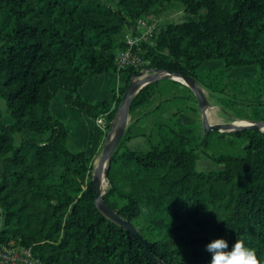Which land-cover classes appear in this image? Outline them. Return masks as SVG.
<instances>
[{
  "label": "trees",
  "instance_id": "obj_1",
  "mask_svg": "<svg viewBox=\"0 0 264 264\" xmlns=\"http://www.w3.org/2000/svg\"><path fill=\"white\" fill-rule=\"evenodd\" d=\"M173 1L185 20L156 28L151 43L134 47L143 52L142 68L203 80L205 62L254 66L256 80L230 86L223 70H209L217 81L206 87L236 89L234 97L252 107L253 121L264 120V0H0V99L11 119L5 123L0 109L1 244L31 248L46 264H209V242L223 238L231 246L238 239L264 264L263 132L191 136L186 128H160L159 142L142 151L127 145L145 136L129 125L110 159L102 198L135 227L146 249L95 207L93 160L69 149V129L51 114L62 92L66 106L92 121L102 118L109 129L127 85L96 101L84 100L79 89L120 73L115 57L127 33L134 35L140 19ZM139 71L124 69L127 82ZM156 83L138 92L129 112ZM25 131L41 138L16 140ZM211 133L244 137L245 145L234 154H212L219 171L197 172L198 150L211 146ZM140 221L160 238L150 240Z\"/></svg>",
  "mask_w": 264,
  "mask_h": 264
},
{
  "label": "rangeland",
  "instance_id": "obj_2",
  "mask_svg": "<svg viewBox=\"0 0 264 264\" xmlns=\"http://www.w3.org/2000/svg\"><path fill=\"white\" fill-rule=\"evenodd\" d=\"M185 17L186 16L182 6L179 3L173 1L169 5L157 7L156 9L151 10L146 16L142 18V21L146 23L147 26H152L154 29H156L163 27L168 23L182 22L185 20ZM135 31L142 32V28H136ZM146 64L147 63H145V65ZM200 70L202 71L201 77H203V80L195 79V82L207 98L208 106L206 108V114L210 112L209 119L207 117L210 124H233L234 122L244 124V122L253 121L255 117L252 114V107L246 106V102L234 97V91H236V89H229V91L225 93L222 91V87L220 86L216 91H213L206 86L211 82L217 81L216 78L212 76L214 74L208 76L209 70L210 73L212 70L215 74H218L219 71L223 70L225 78L224 81L228 80L229 83L227 82V86H230L233 83L237 85L256 80V67L224 68L223 62L221 60H213L205 62L201 66ZM141 72H144L145 75L151 73L149 69L145 68H142L139 71V73ZM120 73V76L115 73H110L112 80L118 78V81L117 79L114 80V82L109 85V88L105 89L108 94L111 93V89L113 87L118 93V89L128 85L130 82L131 79H129L127 82V73H124L123 70H120ZM172 81L173 80L165 79L156 81L157 83L153 82L156 84L151 89V95L143 104L135 107L131 112H129L127 127L134 123L133 125L136 130L138 129L139 131L145 133L144 137H136L131 139L127 143L129 147H139L142 151L147 150L152 144L159 142L160 136L158 135V131L160 128V132L162 133H168L171 129L178 130L179 128H186L190 130L191 136H199L204 134L201 112L198 108L193 93H190L188 90L173 83ZM109 96L110 95H108L107 98H109ZM82 98L84 99V97ZM105 98L106 97H100V99ZM0 109L3 113V121L5 123H10L11 119L4 113L5 103L2 99H0ZM53 109L56 110L54 106L51 109L52 115H54ZM117 121L118 119H115L109 129H104L103 124L98 125L95 121V123L102 129V133L100 134L98 132V128L96 125H94L91 133H87L86 135L81 133L80 125L77 120L75 123L71 124L72 135H76L82 144L81 147H79L80 149L77 151L84 150V148L91 145H96L98 143L95 150L90 154L93 160V166L97 163L104 145L114 134ZM160 125L162 126L160 127ZM20 138L40 139L41 135L25 131L22 134L16 136V140H19ZM208 140L211 146L206 149L205 152L202 150V147L198 150L199 156L195 165V170L197 172L219 171L222 168V165L213 161L211 159V155L222 152L234 154L239 152L240 149L245 145L244 137L226 135L222 138L216 133H211V135L208 137ZM67 144L71 151H76V149H73L71 146L69 139ZM107 189L108 183L106 181L104 193L107 191ZM137 226L142 231H145L147 237L150 240L160 238L158 233L146 229V225L143 221L137 222Z\"/></svg>",
  "mask_w": 264,
  "mask_h": 264
},
{
  "label": "water",
  "instance_id": "obj_3",
  "mask_svg": "<svg viewBox=\"0 0 264 264\" xmlns=\"http://www.w3.org/2000/svg\"><path fill=\"white\" fill-rule=\"evenodd\" d=\"M149 71H151V73L148 75H145L144 72L131 75V80L126 87L119 102L118 108L116 110L115 119H118V121L114 134L104 145L101 155L97 160V165H94L91 179L94 194V205L98 209V211H100V213L104 217L114 222L121 228L125 229L128 233L135 237L146 249L147 246L145 244V241L138 234L135 227L128 221L122 219L115 211L109 208V206L105 204L102 198V196L104 195V191L102 190V178L106 181V173L110 159L113 156L117 145L119 144L120 140L124 135V132L127 127L129 108L133 98L138 94V92L150 83L165 79L173 80L174 77L179 78L183 81L181 84L186 86L195 97L198 108L201 112L204 133H209L211 131H216L219 133H232L241 132L243 130H258L260 132H263L261 129L262 127H264V120L247 121L248 125L244 126H234L232 125V123L212 125L209 123L207 119V114L205 112L208 106L207 98L203 91L197 86L193 77L182 76L181 73H179L178 71L164 72L156 69H149Z\"/></svg>",
  "mask_w": 264,
  "mask_h": 264
},
{
  "label": "built area",
  "instance_id": "obj_4",
  "mask_svg": "<svg viewBox=\"0 0 264 264\" xmlns=\"http://www.w3.org/2000/svg\"><path fill=\"white\" fill-rule=\"evenodd\" d=\"M142 28V32H135L134 35L127 33V45L124 49L119 50L115 57V64L117 70H124L133 68L134 70H141L145 62L142 57L143 52L135 50L134 47L139 43H151L154 28L147 26L146 23L140 19L137 22L136 28ZM98 125L103 124L102 118L96 120ZM0 264H46L40 260L31 250L23 246L15 245L14 243L1 244L0 243Z\"/></svg>",
  "mask_w": 264,
  "mask_h": 264
},
{
  "label": "crops",
  "instance_id": "obj_5",
  "mask_svg": "<svg viewBox=\"0 0 264 264\" xmlns=\"http://www.w3.org/2000/svg\"><path fill=\"white\" fill-rule=\"evenodd\" d=\"M115 74H118L120 76L121 73L117 72ZM118 81V78H116ZM110 77V74L101 75L95 78L90 79L85 85H83L79 89V93L86 101H96V100H102L100 97H106L105 99H109L111 97V93L108 94L107 91H105L106 88H109V85L114 82V80ZM108 86V87H107ZM84 95V96H83ZM109 96V98H107ZM64 93H58L57 96L52 100L51 103V109L54 106L56 110L53 109V117L59 118L60 120H63L66 123L67 128H69L70 134H69V142L73 149H80L81 142L77 138L76 135H72L71 130V124L75 123L77 120L80 125L81 133L83 135H86L87 133H91V130L94 128V125L98 128V132L101 134L102 129L95 123V121L90 120L84 111L79 110L75 107H68L64 104ZM74 133V132H73ZM68 143V142H67ZM98 143L96 145H91L89 147L84 148V151L91 157V152L95 150Z\"/></svg>",
  "mask_w": 264,
  "mask_h": 264
},
{
  "label": "clouds",
  "instance_id": "obj_6",
  "mask_svg": "<svg viewBox=\"0 0 264 264\" xmlns=\"http://www.w3.org/2000/svg\"><path fill=\"white\" fill-rule=\"evenodd\" d=\"M205 251L210 254L209 264H261L256 251L238 239L231 246L223 238L214 239L205 246Z\"/></svg>",
  "mask_w": 264,
  "mask_h": 264
},
{
  "label": "bare ground",
  "instance_id": "obj_7",
  "mask_svg": "<svg viewBox=\"0 0 264 264\" xmlns=\"http://www.w3.org/2000/svg\"><path fill=\"white\" fill-rule=\"evenodd\" d=\"M173 80L174 81H177V82H179V83H182L183 81L181 80V79H179V78H173ZM209 111V110H208ZM206 112V111H205ZM207 117H208V119H209V117H210V112L207 114ZM214 123V122H213ZM232 125H234V126H244V125H248V123L247 122H244V124L243 123H239V122H234ZM263 132H264V127H262V129H261ZM95 163V162H94ZM97 165V163L95 164V166ZM105 187H106V181L102 178V190L104 191L105 190Z\"/></svg>",
  "mask_w": 264,
  "mask_h": 264
}]
</instances>
